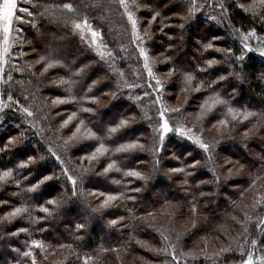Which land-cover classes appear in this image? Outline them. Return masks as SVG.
<instances>
[{
  "label": "trees",
  "instance_id": "16d2710c",
  "mask_svg": "<svg viewBox=\"0 0 264 264\" xmlns=\"http://www.w3.org/2000/svg\"><path fill=\"white\" fill-rule=\"evenodd\" d=\"M57 1L38 0V3L54 6ZM59 1L73 3L80 8L81 19L88 17L100 28L108 43L109 51L115 57L114 60L109 58L115 73L111 80H104V73L93 72L94 65L84 58V54L77 49L71 37L62 39L66 35V30L56 24L43 21L42 36L35 40L37 51H31L27 55L28 59L26 58L33 60L30 62L32 71L28 72V66H24L25 70L21 77L24 79L25 86L24 88L20 86L18 94L20 97L28 96L27 100L36 106L40 113L38 123L42 122L49 134L47 138H43V134L36 129V126H33L29 130L30 133L26 134L22 132L26 130L25 127L21 130L13 127L14 129L7 130L8 133H0V149L7 145L9 139L13 141L6 151H0V173L10 168L14 170L9 183L0 181V201L9 202L7 205H0V264L16 263L25 250L27 242L32 240L41 241L47 244V247L49 245L57 248L55 249L57 258L61 256L58 246L65 245L66 249L61 250H69L68 255L73 257L70 262L72 264H82L81 255L85 253L101 258L103 264H119L116 263L118 258L115 254L116 249L123 250V256H126V259L121 257L124 264H142L138 256L147 257L148 254L134 242V238L138 237L141 240L145 238L148 223H151L154 218L164 220L173 215L179 216L186 222L185 228L180 232L181 244L187 248L193 244L201 248L212 244L217 255H221L219 260L221 264H240L242 257L237 252L240 245L244 249L243 258L247 257L248 251L256 252L258 257L264 255V225L257 231L255 225L250 222L251 218L258 217V223L264 219V57L260 56L259 50L253 47L251 48L254 51L248 52L238 33L244 34L243 32L254 30L256 35H264V16L253 17L251 11L246 13L243 9H237L236 3L243 0H196L205 10L193 11L194 17L189 15L188 4L184 2L179 7H173L177 0H153L161 16L150 30L153 37L150 40L151 51L153 56L160 55L162 60L158 65L160 73L167 75L169 69H176L175 75L171 78L167 75V87L171 93L170 103L174 104L178 101L177 105L180 104L181 107L185 105L186 111L190 114L193 112L196 119L200 112L199 98L211 97L214 93L206 88H202L201 92L197 93L192 91V88L202 80L212 81L219 80L221 76L225 77L217 86H214V91L226 103L217 105L205 120L196 121L197 125L212 130L209 135H213V131L221 132L223 135L221 138L223 148H220L216 160L222 178H219L217 183L208 171L206 161L204 159L201 161V151L192 147L190 141L182 137H180L182 140L167 141L168 147L161 156L159 167V174L163 173L159 177H156L158 169L154 168L146 150L137 149L128 153L115 151L116 147L123 143L146 144V141L144 142L145 128H142L137 119L134 122L131 119V115H134L135 110L138 109L136 102L128 98L134 87L132 75L127 65L121 60L122 55L110 40L114 38V35H108L110 24H107L105 7H92L95 0ZM217 1L226 9L222 11V14H218L219 17L224 18L221 25L217 20H211L205 16V13H208L207 9H215L214 3ZM229 4L232 7H229ZM151 15L152 13L146 11L140 14L142 25L146 29L148 28L147 18ZM213 37L218 38L214 40ZM210 42L217 45L216 48L225 51H216L215 48L205 51L204 46ZM49 48L57 49V56L66 67L52 69L41 76L43 69L41 65L35 63L39 58L37 52H43ZM228 49H231L230 54L227 52ZM242 55L244 56L242 61L236 59ZM212 59L219 63L208 68L206 61ZM87 65L92 66L86 67ZM198 68H205L207 71L198 72ZM80 69L84 71L79 76H74L73 73L79 72ZM121 71L124 73L123 77L118 75ZM185 71L196 77L192 88L188 91L182 90L185 87L182 83ZM228 75L230 76L227 78ZM61 77L74 80L76 83L57 87L53 81L58 82ZM97 80L102 82L89 92V86ZM117 81L120 84L119 89L116 87ZM67 88H72V95L77 99L53 106L52 100L58 96L71 99L65 90ZM244 90L248 96L244 94ZM114 92L117 93L116 98H113ZM90 97H97V102L90 103ZM20 103L24 104L22 98ZM82 107H91L94 111L84 113L81 111ZM229 107L241 113L254 112L256 115L250 116L247 120H243L242 115L238 116L237 119L243 120L240 124L227 114ZM73 112L77 114V119L61 130L62 122ZM109 112L112 113V118L106 121ZM121 118L129 120L128 126L116 133L112 140L104 141L110 151L98 161H88L84 158L92 154L100 141L78 139L69 141L67 147L64 144L80 120L85 121L87 128L102 135L108 127L116 126ZM189 118L192 119V116ZM221 119L228 120L227 127L218 124ZM214 124L217 125L216 128H213ZM245 132H248V137H245ZM49 148L64 154L65 157V154H68L67 162L72 167V171L79 176L84 169L90 170L78 188V192H83L82 196L70 198L69 182L64 176H60L59 166L54 162L48 151ZM248 148H252V154L247 153ZM29 156L34 157L36 163L20 173L16 165L26 161ZM231 159L238 162L231 163ZM144 160L147 164L143 165ZM113 161L121 171L112 170L106 175L102 174L103 169ZM196 161H201L202 164L196 168L188 167ZM172 168H185L186 171L179 174L164 172ZM229 169L232 170L231 173ZM128 170L139 171L148 179L137 180L134 177L125 176L124 173ZM187 172L193 174L186 175ZM53 174L59 179L54 177L47 181L35 193L24 191L36 184L43 176ZM24 176H30V179L25 181ZM116 180L120 183H114ZM152 180L159 185L158 189L151 190V188L146 194L132 190L147 189ZM185 180H187L186 184ZM18 183L19 187H17ZM93 191L120 196V199L115 201L118 204L111 205L103 213L94 212L93 209H97L96 199L103 200V197L90 195ZM201 193L204 195L201 196ZM257 193L258 207L255 201ZM65 198L71 201L61 205L59 209L54 205L46 204L48 199L56 200L61 204L64 203ZM244 201L249 203L248 207L245 206L242 209ZM193 202L196 203L197 208L195 214L191 211ZM41 205L48 207L52 214L48 216L39 212ZM71 205L77 206L78 215L66 210ZM22 206L29 209L30 215L25 213L11 223L2 219L14 207ZM149 213L152 215L149 216ZM88 218L92 221L88 222ZM117 218L124 219L120 223L123 227L112 226L109 223ZM77 224H83L84 228L77 231ZM87 224H92V227L87 229ZM20 228H26L28 231L20 232L17 236L11 235L12 232H18ZM251 236L252 240L258 241L255 248L257 251L248 246ZM206 243L210 245H205ZM227 247H231L233 251L220 254V250ZM187 264L208 263H203L202 259H193Z\"/></svg>",
  "mask_w": 264,
  "mask_h": 264
},
{
  "label": "snow or ice",
  "instance_id": "6c2138e0",
  "mask_svg": "<svg viewBox=\"0 0 264 264\" xmlns=\"http://www.w3.org/2000/svg\"><path fill=\"white\" fill-rule=\"evenodd\" d=\"M119 6L123 8L122 16L126 17V24L127 26H130L131 30V42L136 45L139 57L143 61V69L147 73V77L149 80V83L147 85L148 88L155 90V101L154 103L159 106L158 108V135H159V141L161 145L163 144L166 136L169 133H172L173 131L181 136L185 137L188 140L192 141L194 144H196L200 149H202L205 153L210 152L211 145L208 143H205L200 136H197L193 133L192 128H187L183 125L176 126L175 128L170 125L169 119L166 118V114L169 112L171 113H180L182 112V109L177 107L173 109H168L164 106L162 101L161 94L164 91V85L165 82L161 81L156 77V74L153 70V61L151 59V56L149 54V50L147 47V42L151 39H153L151 34V29L153 24L157 21V19L161 16V12L158 10V6L153 3V0H118ZM110 3V0H95V3L92 5V7L95 8H103L106 5ZM183 3V0H177L176 3L173 4V7H179L180 4ZM87 6V5H86ZM196 7L195 0H188V13L189 15L192 14ZM222 11H226L224 8V5H220ZM229 7H232L231 4H229ZM235 7L237 9H243L246 13L251 11L253 17L257 16H264V0H253V2L248 6L245 7L242 3H236ZM40 9H43V11H39ZM150 12L152 15L150 18H147V24L148 28L144 30L143 34H141V26L142 21L140 19V14L142 12ZM34 12H38L39 17L47 19L50 23L56 24L58 27H62L64 30H66V35L62 37V39H67L68 37H71L72 42L76 45L77 49L84 54V58L88 59L92 62V65H94L93 72L101 71L104 73L103 79L104 80H111L113 78V74L115 73V69L113 68L112 63L110 62L109 58L111 57L113 60L115 57L113 56V53L109 51L108 43L105 41L104 34L100 30L99 27H97L88 17H84L83 19L80 18V8L73 5V3H63L62 5L57 4L55 7H53L52 4H40V3H33V0H0V84H8L9 81L12 80V75L8 74V79L4 80L3 77L6 74L5 73V66L9 64V60L12 57V53L17 51V48L19 49V58L23 59L28 55L26 51H24L25 47V37L28 34V29H26L24 26L28 25L29 28H39L40 25L37 23V16L34 15ZM183 27V25H181ZM127 30V29H126ZM160 31H163V29H160ZM239 31V30H237ZM15 33V36L13 35ZM255 35V31L249 32L247 35L243 36V40L247 41L250 37ZM147 38V39H146ZM171 39V37H169ZM218 37H213V39H217ZM216 51H225L223 49L216 48L213 43H208L204 46V50L208 51L211 49H214ZM244 48L248 52L254 51L251 47L248 46L247 43L244 44ZM33 51L36 52L37 49L33 48ZM227 52L230 54L231 49H228ZM39 58L35 61L37 65H41L42 72L41 76L46 75L49 73L50 70L56 69V68H64L66 67L65 64L60 62V59L57 56V49L56 48H49L44 50L43 52H37ZM259 55L264 57V47H261L259 49ZM237 60H243V56L236 57ZM208 68H211L214 64L217 63L216 60H208L206 61ZM92 65H87L86 67H91ZM21 66L18 65H12V71H24ZM28 72L32 71V66H29L27 68ZM84 69H80L79 72L73 73L74 76H79L81 72H83ZM198 72H204L207 71L205 68H198ZM176 69H169L168 71V77L171 78L173 75H175ZM120 77L124 76V73L121 71L118 73ZM225 79V77L221 76L219 77V80H212V81H201L199 84H197L194 88H192L193 82L196 80L195 75H193L190 72L185 71L183 73V81L182 83L185 85V87L182 89L183 91H188L189 88H192V91L194 92H201L202 88H206V90L213 92L214 94L209 97V100H206L204 103L200 105V112L197 114L196 119L198 121H203L207 118L208 114L212 113L213 110L216 108L217 105H221L226 103L224 100L221 99L220 95L218 93H215L214 86H217L220 80ZM151 81H154V84L151 83ZM102 80L94 81L91 86H89L88 91L91 92L94 87H96L99 83H101ZM53 83L56 84L57 87H61L63 85H74L76 81L74 80H66L63 77L59 79V81H53ZM117 89L120 88V84L117 81L116 83ZM133 87V86H129ZM66 92L69 93L71 99H65L62 97H56L52 100L53 106H58L61 104L69 103L74 100H76V96L72 95V88L65 89ZM113 98H116L117 93H113ZM145 95H149L148 92H145ZM131 99V97H129ZM8 102L5 103L3 99H0V111H2L5 108H11L13 105L19 106V101L15 100L11 94L7 97ZM25 100L28 99V97H24ZM97 97H90L89 102L90 103H96ZM137 100H140V97L136 98ZM210 101V102H209ZM186 103V101H185ZM139 106V105H138ZM18 110L26 117H34L35 113L30 110L28 107L19 106ZM81 111L84 113H93V109L91 107H82ZM227 114L231 117L232 120H236L238 116H243V120H247L250 116H255L256 113L254 112H239L236 109H233L229 107L227 109ZM142 118H147L148 120H152V117L147 114V112L141 110ZM77 119V114L75 112L72 113L68 117V119L64 120L61 124V130L64 128H67L74 120ZM134 119V118H133ZM243 120L241 122H243ZM129 120L127 118H121L119 123L116 126L108 127L106 131H103L102 135H98L97 132L92 131L91 129L87 128L85 126V121L80 120L79 124L75 126V130L71 132V135L68 137V140L64 141L65 146L67 147L69 144V141L72 140H78V139H86V140H97L100 141L99 146L94 149L91 155L85 157L84 159H87L88 161H98L100 157L105 156L110 149L105 146L104 141L106 140H112L113 136L118 133L121 129L126 128L128 126ZM218 124L220 126L227 127L228 120L227 119H221L218 121ZM217 125L214 124L213 128H216ZM219 130V129H217ZM245 137H248V132H245ZM13 141L9 139L7 145L3 149H0V151H6ZM143 150L144 145L140 144L138 142H129V143H123L120 144L118 147H116L115 151L118 153H128L134 150ZM51 152V149H49ZM157 151H159L157 149ZM52 155L55 157L57 161H59L61 158L56 153H52ZM209 162H211L212 157H208ZM36 163V160L34 157L29 156L26 161H21L16 165V169L20 170V173L23 172L25 169H29L31 165ZM199 164V161H196L195 163L189 165L190 168H196V166ZM242 167V166H241ZM115 170L117 172L121 171L119 167L116 166L115 161L112 163H109L104 169L103 173L104 175L108 174L110 171ZM90 170L84 169L83 172L79 176V181L83 183V181L86 179L87 174ZM174 174H179L185 172V168H172L170 170ZM231 169H229V172L231 173ZM13 169H8L6 171H3L0 173V181H3L4 183H9L11 177H13ZM193 173L187 172L186 175H192ZM215 175V172H213ZM63 175L67 178V181L71 183L72 192L70 198H78L79 196L83 195V192H77L76 185H77V178L73 175H70L68 172V169H63ZM125 176L128 177H134L137 180H147L148 177H145L142 175L139 171L135 170H128L124 173ZM55 177V174L53 175H46L43 176L42 179H40L36 184L32 185L31 187L24 189L27 193H35L39 190L41 185H44L47 181L52 180ZM56 179H59V177H55ZM23 179L25 181L30 179V176H24ZM216 182L219 183V177L216 178ZM114 183L119 184L120 181L116 180ZM184 183H187V180L184 181ZM203 183V182H202ZM19 183L17 184V187H19ZM199 187V185H197ZM135 192H140V188L132 189ZM16 195V194H14ZM90 195L93 196H100L103 197L102 202L99 204L98 209H93L94 212L99 211L103 213V211L107 208H109L113 202L120 199V196L113 195V194H105L104 192L97 193L96 191H93L90 193ZM121 195H123L121 193ZM204 194L201 193V196ZM129 199H132V197H129ZM8 201H0V205H7ZM259 203V201H257ZM47 205H54L57 208L60 207V203L53 199H48L46 201ZM39 212L45 213L48 216H50L52 213L50 212L49 208L41 205L39 206ZM191 211L193 214L196 213V203L193 202ZM29 213V209L26 207H14L11 211H8L2 219L4 221H7L8 223H11L16 218H21L23 214ZM30 215V213H29ZM149 216L152 214L149 213ZM123 219V218H121ZM235 219V218H233ZM250 219V217H248ZM34 223L36 221H33ZM109 223L112 226H115L119 223L117 220H111ZM262 225H264V219H261L259 223L256 225V227L259 229ZM193 227H195V222H193ZM84 228L83 224H77L76 229L77 231ZM28 229L26 228H20L18 232H12V236H17L20 232H27ZM247 231V229H245ZM163 236V233H161ZM181 238V234L176 235V240L179 241ZM79 239V237H78ZM163 239L166 241H170V237L163 236ZM137 243H141V246H144L142 242L137 241ZM258 244V241L253 239L251 241V246L253 249L256 248ZM60 247H65V245H60ZM67 247H71V245H67ZM170 247L172 248L171 253L168 252V248H160L158 250H153L156 255L164 254L165 256L171 255V260L175 262V264H179L178 257L176 255V248L174 244H170ZM239 253L242 259L240 260V264H264V255H261L259 257H256L254 259V253L252 251L247 252V257H244V249L243 246H238ZM32 249H40L41 251L45 250V245L41 241L32 240L31 245L29 246L28 251H24L22 253L23 257L25 258H31V264H37L36 257L32 251ZM152 250V249H150ZM13 251H16V249H13ZM107 251V250H106ZM233 249L231 247L222 248L220 250V254L222 253H229L232 252ZM181 255H184V253H181ZM219 255V254H218ZM88 259L86 258L84 261V264H88ZM192 259H196L195 256H192ZM16 264H19V261L16 262Z\"/></svg>",
  "mask_w": 264,
  "mask_h": 264
},
{
  "label": "rangeland",
  "instance_id": "374dc122",
  "mask_svg": "<svg viewBox=\"0 0 264 264\" xmlns=\"http://www.w3.org/2000/svg\"><path fill=\"white\" fill-rule=\"evenodd\" d=\"M129 2H131V0H129ZM183 2L186 5L188 4V0H183ZM252 2H253V0H243V1L238 2V3H242L245 7H248ZM33 3H38V0H33ZM64 3H66V2H64ZM195 3H196V7H195L194 11L199 10L201 12V11L205 10V8L202 7V4L200 5L196 0H195ZM57 4L62 5L63 1L58 0L57 2H55V5L53 7H55ZM214 4H215V7H214L215 9L214 10L213 9H207L208 13H205V16L210 18L211 20H217L218 23L221 25V24H223L224 18L219 17L220 15H218V14H222V9H221L220 3L218 1L215 2ZM39 11H43V9H40ZM122 13H123V8H121L119 6L118 0H110V3L105 6V15H106V19H108L107 20L108 22L107 21L106 22H107V24L108 23L110 24V34H108V35H111V34L114 35V38H112V39L110 38V40L115 44L116 48L118 49V51L122 55L121 60H123L124 63L127 65L128 69L130 70V73L132 75L134 87L132 90L133 91L132 94L128 95V98L131 97V100H134L136 102V104L139 106H138V109L135 110L134 115H131V119L133 122H134V120L137 119L139 124H141L142 128H145V130H146V133L144 134V142L146 141V144H143L144 150H146V153L149 154L150 161L154 164V168L158 169V171H156V177H159V175H161V173H163V172H161L159 174V172H160L159 167L161 165V160H162L161 156H162L164 150L166 149V147H168L167 141L168 140L170 141L172 139L182 140V138H184V139H187V138H185V137L180 138L181 136L177 135L173 131L172 133H169L166 136L163 144L161 145V143L159 141V135L157 132V129H158V108H159V106L154 103V101H155V90L147 87L149 80H148L146 71L143 69V61L139 57V53H138L136 45L131 42L130 26H127L126 17H123ZM34 15L37 16V23H39L40 27L39 28H29L28 25L24 26L26 29H28V34L25 37V47H24V51H26L28 54L31 51H33V48H35V40H37L40 36H42V34H41L42 30L41 29H42L43 21H46L49 24H54V23H50L45 18L39 17L38 12H34ZM194 15H195V13L192 12L191 16L194 17ZM193 20L194 19H192V21ZM190 23H191V21H190ZM145 29H146V27H144L142 25L141 26V34H143ZM249 32H251V31L243 32L244 34L238 32L241 35L243 43L244 44L247 43L249 47H253L255 50H259L261 47H264V35H256L255 34L254 36L250 37L247 41H244L243 36L247 35ZM13 35L15 36V33H13ZM111 36H109V37H111ZM150 46H151V44H150V40H149L147 42V47H148L151 59L153 61V70L156 74V77L158 79H160L161 81L165 82L164 91L161 94L164 106L167 107L168 109H173V108H177V107L182 109V112H180V113L169 112L168 114H166V118L169 119L170 125H172L174 128L176 126H180V125H183L187 128H192L193 133L195 135L200 136L205 143H208L209 145H211L210 152L205 153L196 144H194L192 141L189 140L190 145L192 147L197 148L198 150L201 151V153H202L201 154V161H202V159H204V161H206L205 164H206L208 171H210L211 176H213L215 179L217 177H219L221 179L222 175L218 171V166L216 165V160L219 156L218 153H219L220 148L221 147L223 148V143H221L222 142L221 138L223 136L222 133L213 131V133H212L213 135H209L212 130L205 129L202 125H200V126L197 125V123H196L197 119H194V113L193 112L191 114L188 113L186 111L187 107L185 105L182 107L180 106V104L177 105L178 101H175L174 104L170 103L169 97H170L171 93L167 87V75L160 73V71L158 69V65H160L162 60L160 58V55L153 56ZM215 47H218V46L215 45ZM26 58H27V56L24 57L23 59L19 58V49L18 48H17V51L12 53V57L9 60V64L5 66V73L6 74L3 77L4 80H7L8 74H11L12 80L9 81L8 84H0V99H3L5 101V103H7L8 102L7 97L9 94H11L15 100L19 101V106L28 107L30 110H32L35 113V115H34V117H31V118L24 116L18 110L19 106H17V105H13L11 108L3 109L2 111H0V133H8L7 130L14 129L13 127H15V128L18 127L19 130H21L22 128L25 127L26 130L22 131V132H24L26 134V133H30L29 130L32 129L33 126H36V129L41 134H43V136H44L43 138H47L49 132L47 129L44 128V125L42 122L38 123V118L40 117V113L36 109V106L31 104L28 100H25L24 99L25 96L20 97L18 94L20 86H22L23 88L25 86V83L23 81L24 79H22V77H21L22 72H24V71H15L14 72V71H12V65L15 64V65L21 66L22 68H24V66L29 67L30 62H33V60L32 59L27 60L28 58L27 59ZM218 63L219 62H217L214 65H217ZM229 76L230 75H228L227 78ZM151 83L154 84V81H151ZM145 92H148L149 95L146 96ZM244 94L246 96H248L245 90H244ZM26 97H28V96H26ZM137 97H140V100H137L136 99ZM20 98H22L24 104L20 103ZM206 100H209V97L201 96L199 98L198 103L201 105ZM193 108H191V109H193ZM142 109H143V111L147 112V114L149 116L152 117V120H148L147 118H142V115H141ZM110 112L108 113V119L106 121H109L112 118V113H110ZM187 113L189 114V116H192V119L189 118ZM43 119H45V118H43ZM234 121H236L240 124L242 123L240 119H236ZM49 149H51V148H49ZM157 149L159 151H157ZM247 151H248L247 153H250V154L253 153L252 148H248ZM53 152L60 156L61 159L59 161H57L55 159V157L52 155ZM49 153L53 157L54 162L59 166V169L61 172L60 176H62V177L64 176L63 175V169L66 168V169H68V172L70 175H73L74 177L77 178L78 182L76 185V189L78 192V188L82 185V183L79 181V177H78L79 175L76 172L72 171V167L67 162L68 154H65L66 155V157H65L64 154L56 152L55 149H51V152L49 151ZM209 156L212 157L211 162H209V160H208ZM201 161H199V164L197 166L202 164ZM230 162L231 163H237L238 161L231 159ZM142 163H143V165L147 164V162H145V160ZM227 171H228V169H227ZM164 172H166V174H169L171 171L169 169L166 171L164 170ZM213 172H215V175L213 174ZM56 174L59 175V172L56 171ZM141 174L146 177L145 174H143V173H141ZM66 180H67V178H66ZM149 184H151L152 186L150 185V187L147 189L146 188L141 189V191L139 193L142 192V193L146 194V193L150 192L149 189H151V188H152L151 190H154L155 188L156 189L159 188V185L155 184L153 182V180L150 181ZM69 185H70V191L72 192L73 186L71 185L70 182H69ZM96 200H97L96 208L98 209L99 204L102 202V200H98V198ZM69 201H71V199L65 198L64 203L62 202L60 204V207H61V205L65 204L66 202H69ZM255 201H258V193L256 194ZM70 203L73 204V202H70ZM248 203H249V201L242 202V204H243L242 209L245 208V206L248 207ZM113 204L117 205L118 203L114 202ZM256 206L258 207V203H256ZM60 207H58L57 209H59ZM66 210H69L70 213H72V214L74 213L76 215H78V212H79L77 206L73 207V205L68 206ZM153 216H154V214H153ZM115 220L119 221V223L117 225H120V227H123V225L120 223H122L124 221V219L117 218ZM258 220H259L258 217L251 218L250 222L252 225H255V227H256V225L258 224ZM90 221H92L91 218L90 219L88 218V222H90ZM185 224H186L185 220L181 219L177 215H175V216L173 215V216L168 217L166 219L164 218V220L154 218L151 223H148L147 236L145 238H143L142 240L139 239L138 237L134 238V242H136V243H137V241L142 242V244L144 246H141V243H137V244H139L140 247H142L143 250L148 254L147 257L138 256V258H140L142 264H173V261L171 260V255H167V256H165L164 254L156 255L153 251V250H158L160 248L167 247L168 252L171 253L172 248L170 247V244L175 245L176 255L178 257L179 264L191 263V261L193 260L192 256H195L196 260L202 259L203 263L207 262L208 264H221V263H219L221 255H217L216 251L212 247V244L210 245V243H206L205 245H210V246H204L203 248H201L200 246H193L194 245L193 244L191 247L187 248L181 244L182 238H180L179 241L176 240V235L178 233L180 234L181 230L185 228ZM91 227H92V224H87V229H89ZM256 230L258 231L257 227H256ZM100 231L101 230L98 228V232H100ZM161 233H163V236L170 237V241L164 240ZM251 241H252V236L250 238V243L248 244V246H250L251 249H253L251 246ZM43 244L45 245L44 251H41L40 249H32V251L36 257L37 264H72L70 262H72L71 259L73 257L68 255L69 250L68 251L61 250V249H66L65 247L58 246L59 252L61 251V256H60V258H57L55 256V252H56L55 249H57V248L51 247L49 245L47 247V244H45V243H43ZM30 245H31V241L27 242V246H26L24 251H28ZM150 249H152V250H150ZM253 250L257 251L256 249H253ZM237 252H239V251H237ZM22 253H21L20 257L17 259L19 261V264H31V258L23 257ZM181 253H184V255H181ZM115 254L118 257L116 260V263L118 262L119 264H124V260L121 258V257H123L126 259V256L125 257L123 256L124 255L123 250L116 249ZM89 257H90V259H88V264H103L101 258H99V257L96 258L95 256H92L89 253L88 254L85 253V254L81 255V263L84 264L85 259L89 258ZM256 257H258V254H256V252H254V259ZM189 260H191V261H189ZM14 264H16V263H14Z\"/></svg>",
  "mask_w": 264,
  "mask_h": 264
}]
</instances>
